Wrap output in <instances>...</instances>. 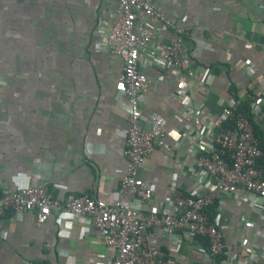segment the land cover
<instances>
[{"label": "crops", "instance_id": "0c3cea01", "mask_svg": "<svg viewBox=\"0 0 264 264\" xmlns=\"http://www.w3.org/2000/svg\"><path fill=\"white\" fill-rule=\"evenodd\" d=\"M153 2L182 31L185 56L181 74L166 81L164 68L141 57L139 67L149 78L140 104L144 114L156 110L167 127L180 129L183 122L174 116L190 103L201 102L216 114L231 88L250 94L251 86L263 85L264 0ZM114 6L115 0H0V190L40 184L59 200L86 190L105 203L116 196L125 168L127 116L116 78L121 60L93 32L101 18L113 20ZM161 35L166 39L170 33ZM246 61L254 69L251 77ZM205 66L208 76L194 88L197 75L183 73L199 74ZM179 87L184 96L175 93ZM251 119L264 147V106ZM189 148L181 142L169 152L155 146L150 151L138 170L151 189L142 210L167 202L172 184L191 190ZM220 196L225 246L237 252L239 236L253 231L238 224L243 207L227 194ZM62 217L69 234H58ZM147 239L163 251L161 264H220L201 242L180 231L150 227ZM112 256L94 228L61 208L53 209L44 223L37 222L35 211L8 209L0 222V264H105Z\"/></svg>", "mask_w": 264, "mask_h": 264}, {"label": "built area", "instance_id": "2783aa9c", "mask_svg": "<svg viewBox=\"0 0 264 264\" xmlns=\"http://www.w3.org/2000/svg\"><path fill=\"white\" fill-rule=\"evenodd\" d=\"M111 12L113 20L104 22L101 18L93 32L101 37L108 53L121 60L116 78L126 100L127 116L122 150L125 168L116 196L105 203L88 190L69 192L59 200L40 184L3 189L0 222L8 209L17 214L35 211L37 222L44 223L53 209L61 208L94 228L101 241L113 250L112 258L105 264H161L163 251L147 239L150 227L166 233L180 231L186 238H205L209 256L224 255L218 261L220 264H264V243L255 241L257 238L264 242V167L257 164L264 155L253 123L244 111L237 109L243 100L248 101L251 115L262 109L264 83L251 86L250 94L245 88H231L228 99L220 100L216 114L205 109L201 102L190 103L174 116L177 122H183L182 127H167L166 120L156 110L144 114L140 108L149 78L140 69L139 61L141 57L149 58L164 68L168 76L165 81L177 78L185 56L182 31L153 0H115ZM162 32H169V37L163 39ZM244 64L251 77L252 65L248 61ZM208 72L205 66L199 74L193 71L183 74L188 78L197 75V82L193 81L195 88L196 83L205 82ZM186 90H191V85ZM174 91L185 95L181 87ZM181 142L190 147L188 162L182 164H186L193 180L191 190L186 193L172 184L167 202L142 210L139 206L148 199L151 189L138 176V170L154 146L169 152ZM221 194H227L243 207L238 224L246 231H253L250 236H239L237 252L229 253L225 246L219 206ZM120 195L127 200H121ZM69 227L65 218H59V235L69 234ZM52 250L48 253L53 254Z\"/></svg>", "mask_w": 264, "mask_h": 264}, {"label": "trees", "instance_id": "16d2710c", "mask_svg": "<svg viewBox=\"0 0 264 264\" xmlns=\"http://www.w3.org/2000/svg\"><path fill=\"white\" fill-rule=\"evenodd\" d=\"M248 104H249V103H248L247 100H243V101L240 103V105H238V108H237V109L244 111V112L247 114V116L249 117V119L251 120V122H252L251 114H250L249 111H248ZM253 129H254V133H255V135L258 136V131H257L256 127H254V123H253ZM260 145H261V148H262V150H263V155H264V147H263L262 144H261V140H260ZM257 164H258V165H261V166L264 167V157H263V158H259V159L257 160ZM194 238H196L199 242H201V244L205 247V250H206L207 245H206V240H205V238H203V237H201V236H195ZM211 257H212V256H211ZM212 258H213V259L215 258V260L220 261L221 258H224V255H223V254H219V255L216 254V255H214Z\"/></svg>", "mask_w": 264, "mask_h": 264}]
</instances>
